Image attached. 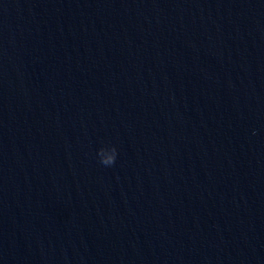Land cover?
Returning a JSON list of instances; mask_svg holds the SVG:
<instances>
[{"label": "water", "instance_id": "95a60500", "mask_svg": "<svg viewBox=\"0 0 264 264\" xmlns=\"http://www.w3.org/2000/svg\"><path fill=\"white\" fill-rule=\"evenodd\" d=\"M0 264H264V0H0Z\"/></svg>", "mask_w": 264, "mask_h": 264}, {"label": "clouds", "instance_id": "9594fccd", "mask_svg": "<svg viewBox=\"0 0 264 264\" xmlns=\"http://www.w3.org/2000/svg\"><path fill=\"white\" fill-rule=\"evenodd\" d=\"M99 163L104 167H112L115 165L118 149L115 145H102L96 152Z\"/></svg>", "mask_w": 264, "mask_h": 264}]
</instances>
